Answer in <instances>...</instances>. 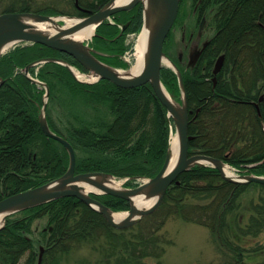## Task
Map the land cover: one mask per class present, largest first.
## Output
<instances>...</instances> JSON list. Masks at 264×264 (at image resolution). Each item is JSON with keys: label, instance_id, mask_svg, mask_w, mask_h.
Instances as JSON below:
<instances>
[{"label": "trees", "instance_id": "16d2710c", "mask_svg": "<svg viewBox=\"0 0 264 264\" xmlns=\"http://www.w3.org/2000/svg\"><path fill=\"white\" fill-rule=\"evenodd\" d=\"M87 1H75L77 15H88L79 6L98 9L109 0ZM191 1L194 16H205L206 26L212 28L207 46L196 60L193 55L204 45L184 59L165 48L184 79L190 154L211 155L241 173L264 176V100H259L264 93V0ZM42 13L60 11L47 8ZM143 22L139 2L102 22L92 46L118 57L126 49L125 34L140 32ZM222 54L224 64L215 75V63ZM50 57L88 71L64 51L41 43L13 46L0 58V200L48 183L69 167L67 149L47 137L39 122L47 89L24 71L29 64ZM28 71L49 86L47 121L73 145L75 172L101 170L129 178L127 186L159 172L174 122L150 83L124 88L107 79L81 82L69 67L54 60L32 65ZM161 80L180 100L177 74L168 65L161 69ZM65 91L77 104L90 103L96 110L104 105L111 119L101 115L86 119L68 106L54 122L53 109L60 107L54 103L66 102ZM73 100H67L68 104ZM177 180L154 212L126 228L113 227L102 213L74 196L13 213L0 229V264H39L42 247L41 264H69L72 256L84 251L86 255L76 264H164L166 249L175 242L165 228L176 220L207 227L227 256L223 264H264V246L249 249L245 245L247 238L264 234V184L227 180L212 165H195ZM255 189L259 194L245 199ZM97 198L114 211L130 208V202L121 197L102 194ZM37 219H45L46 226L36 237Z\"/></svg>", "mask_w": 264, "mask_h": 264}, {"label": "water", "instance_id": "95a60500", "mask_svg": "<svg viewBox=\"0 0 264 264\" xmlns=\"http://www.w3.org/2000/svg\"><path fill=\"white\" fill-rule=\"evenodd\" d=\"M153 5L156 7H161L163 5L165 7V13H163L161 19L155 27L153 32V36L150 43L149 54L145 63L144 68L142 71L136 76H123L119 73V70L115 67H112L108 63L102 61L97 55L103 54L92 47L89 44V41L86 43H75L71 41H66L62 37L65 34V31H60L57 34H43L34 30V24L28 23V19H32L34 22H42L49 19H52V15L31 12L30 11H9L0 14V58L1 56L13 45L18 43H41L42 45H46L53 49L59 50L61 52L67 53L68 55L75 58V60L86 68L93 76H95V81H86L79 79L83 82H96L100 79H107L114 82L116 85L124 88H132L137 87L139 85L148 84L150 83L160 99V101L164 104L167 108L168 115L173 119L175 127H176V134H178L179 138V156L177 163L170 169L171 165V144L169 146L168 152L166 154L165 161L163 166L159 170V172L154 176L143 180L139 185L134 187H111L106 185L105 183L99 181L97 178L102 176L104 178L108 177H116L111 173H106L100 171H89L84 173H77L76 171V162L77 156L76 151L73 145L67 141V139L57 133H55L49 126L47 117L45 114L46 109V101L43 107V111L40 115V123L41 128L44 134L47 137L54 138L57 141L61 142L65 148L67 149L69 156H70V163L69 167L66 172L61 175L60 177L49 181L43 185L38 187L30 188L24 191H20L9 195L0 200V213H4V220L0 223V229L3 228L6 224L7 217L13 213L19 212L21 210L38 206L40 204H44L56 199H61L62 197L66 196H74L83 202L87 203L98 212L102 213L105 218L108 220L107 222L111 223L113 227L118 228H126L129 226L134 225L135 223L139 222L145 215H148L156 210L160 203L162 202L168 187L172 185L175 181L178 183L179 181L178 176L191 169L195 165H212L219 169L222 176L230 181L237 182V183H261L264 184V176H258L256 174H241L235 173L234 176H228L225 174L224 165H229L223 162V160L202 154H190L189 151V140L192 138L189 135L188 126L190 122L189 118V108L187 104L186 92L184 89V81L183 76L176 65V63L167 55L164 50L166 39L171 31L177 16L178 11L180 8L181 0H151ZM117 0H109L107 4H104L103 7L99 8L96 11L91 12L87 16L81 17L80 24L85 23H95V32L92 35L91 39L96 35L97 27L107 19H111L114 14L123 11V10H130L135 7L139 2L143 4V27L146 22V14H145V1L144 0H131L127 3H116ZM59 16V15H58ZM205 20L203 19L201 23V27L204 25ZM78 24L77 26H79ZM76 26V27H77ZM127 25L123 27L125 29ZM90 39V40H91ZM208 41L204 44L202 49L195 53L192 57L193 60H196L198 55H200L201 51L207 46ZM54 60L60 62L72 71L74 76H77L75 68L65 59L60 58H45L42 59V62ZM166 60L169 61L166 62ZM225 55L222 54L217 59L214 67V74H218L219 71L222 69L224 64ZM39 61L33 62L29 64L25 68L26 74L36 83L43 85L46 87L47 92L45 94V100L49 96V86L42 81H38L37 79L30 76L29 71L32 65L38 64ZM169 66L173 68L178 76L180 85L183 91L182 95V103L175 101L170 93V97L175 102L172 103L164 94L162 87L165 88L163 85V81L161 80V69L163 66ZM78 79V77H77ZM214 80H216L214 78ZM3 80L0 78V86ZM166 89V88H165ZM168 92V90L166 89ZM260 101L264 100V93L261 95ZM256 106L259 107V103H256ZM230 166V165H229ZM237 171V169H235ZM58 183V186L55 184ZM82 183L90 184L91 186H95L100 191H96L91 189L89 192L84 193L82 192L84 186ZM149 190L151 196H157V199L154 203L149 207H138L133 203V197L138 195L141 192ZM102 194H110L117 197H121L125 200L130 202V208L125 211L127 212V216L122 221H116L113 218V213L121 212V211H114L111 207L103 203L101 200L96 198L95 196L102 195ZM123 212V211H122ZM43 256V247L41 249L40 257H39V264H41Z\"/></svg>", "mask_w": 264, "mask_h": 264}, {"label": "rangeland", "instance_id": "374dc122", "mask_svg": "<svg viewBox=\"0 0 264 264\" xmlns=\"http://www.w3.org/2000/svg\"><path fill=\"white\" fill-rule=\"evenodd\" d=\"M75 1L78 0H0V14L8 11H15V10L20 11V8L30 7V9H32L31 10L32 12H37V13H42V11L47 8H52L56 11H60V13H58L57 15H52V16L68 15L71 17L72 16L82 17L75 13V4H76ZM89 1H93V0H88L87 2ZM103 6L104 4L101 7ZM178 12L179 13L177 19L171 31L169 32L167 41L165 42L164 50L165 48H168L170 55H176L179 57H183L184 59V58H188V56L195 50L200 49L204 45L206 40L213 34V31L212 28L207 27L205 25V22L204 25L201 27V23L204 17L200 19L198 18V16H194L195 14L193 12L191 0H185V2L181 0L180 8ZM112 19L113 17L108 20H112ZM60 23H64V21L60 20ZM140 32H135V33L129 32L125 34L126 36L124 38L123 45L126 47V49L123 50L120 53V55H118V57L108 52H104L101 55H97V57H99L102 61L108 63L109 65L117 68L120 71L130 72V70L136 64V44ZM89 44L91 46L93 45L92 40L90 41ZM131 44H133V46L132 48H129ZM72 65L74 66V64ZM74 68L75 71H80L83 73V75H85L84 77H81L77 74V76H75L76 77L75 79H77V77H78L77 80L82 79L86 81H91V79H93L91 72H86L80 69L79 67H77L76 65L74 66ZM175 73L177 74L176 71ZM177 77L179 80L178 74ZM180 91H181L180 100L178 98H175L173 95H171L170 92H168L175 101L179 102V104H181L183 100L182 99L183 91L181 85H180ZM63 96H65V98L68 101L73 100V98L71 99L69 97L70 95L67 91L63 93ZM48 98L46 100H48ZM67 100H65L66 102H64L63 105H61L60 103H54V105L57 104L56 106L61 107V108L59 107V109H56V107H54L53 109L52 115L54 122L58 121L59 116L63 112L67 111L64 109L67 108L68 106L69 108L76 109L74 110L75 113H77L78 111V113H80L82 116L85 115L84 118L86 119L93 118L96 115L97 116L101 115L103 118L111 119L110 113L107 107H105L104 105H102L103 107L100 106L99 110H96L92 107L90 103L86 104L83 101H79V104H77L73 100V102L71 103L69 102L68 104ZM45 114H46V109H45ZM69 116H71V114H69ZM57 123L59 124V122ZM173 133L174 134L176 133L175 124L170 132L169 146L171 144V138H172L171 135H173ZM223 162L225 161L223 160ZM225 163L230 165L234 173L236 174L239 173L238 171L235 170L236 168L233 167L230 163L227 162ZM115 178H116L115 180L120 182L123 187H134V186L126 185V182L129 180V178H124V177H120V178L115 177ZM147 178L150 177L138 178L139 184L143 180H146ZM258 194H259L258 189L252 190L249 193H247L248 196L247 198L245 197V199H248L249 197H256ZM125 211L127 210H123V212ZM45 224H46L45 219H37L34 221L33 229L35 232L34 235L36 237L40 236V231L45 228L46 226ZM165 229L168 230L170 236L174 239L175 242L166 249V253L164 255V264H223L226 261L227 259L226 254L218 248L217 243L215 242L211 231L207 227L195 223L176 220V221H169ZM245 245L249 249L256 248L257 246H261V247L264 246V234L256 238H247L245 241ZM86 253L87 251H84V253L81 252L72 256L73 258H70L69 264H76L77 259L82 258L83 256L86 255ZM23 261L24 259L22 260V262Z\"/></svg>", "mask_w": 264, "mask_h": 264}, {"label": "bare ground", "instance_id": "6f19581e", "mask_svg": "<svg viewBox=\"0 0 264 264\" xmlns=\"http://www.w3.org/2000/svg\"><path fill=\"white\" fill-rule=\"evenodd\" d=\"M129 1L131 0H117L116 3L118 4L127 3ZM144 1H145L144 3H145L146 22L144 25V29L140 32L138 36V40L136 44V64L130 70V72H123L119 70V73H121L123 76H127V77H131L135 75L137 76L142 71V69L145 66L148 54H149V48H150V43H151V39L153 36V32L155 30L156 25L158 24L157 22H159L163 13H165V7L163 5H161V7H156L153 5L151 0H144ZM90 13L91 12H89L88 15ZM60 20H63L64 23H60ZM81 21H82L81 17H78V16L71 17V16H66V15L55 16V17H52V19L42 21V22H34L32 19L27 20L28 23L34 24V27H35L34 30L37 32L49 35V34H57L63 30L65 31V34L63 35L62 38L66 41H71V42H75L79 44L86 43L87 41H89L90 43V41L93 39V38L91 39V37L92 35H94L96 24L95 23H85L82 25L80 24ZM78 24L80 25L77 26ZM19 44H25V43L21 42L13 46H16ZM10 48L7 51H9ZM38 61H39L38 63L42 62V60H38ZM166 62L169 63L168 60H166ZM76 73L81 77L85 76L83 75V73L79 71H77ZM92 77L93 79H91V81L92 80L95 81L96 80L95 76L92 75ZM165 88L162 87L163 92L166 95V97L172 102L173 100ZM172 103L175 104L174 101ZM171 136H172L171 138L172 159H171L170 169L177 163L178 156H179L178 134L173 133V135ZM224 171H225V174H227L228 176L235 175L234 171L231 169L229 165H224ZM97 179L111 187H116V188L122 187L121 183L115 180L116 178L114 177H108L106 179L100 176ZM82 185L84 186V188L82 189L83 190L82 192L84 193L89 192L91 189L100 191L98 188H96L95 186H91L90 184L82 183ZM55 186H58V183L55 184L54 187ZM95 197L97 198V196ZM156 199H157V196H154V197L151 196L149 193V190H147L133 197V203L138 207L144 208V207L151 206ZM126 216H127V212L113 213V218L116 221H122ZM3 220H4V213H0V223H2Z\"/></svg>", "mask_w": 264, "mask_h": 264}, {"label": "flooded vegetation", "instance_id": "af4514ba", "mask_svg": "<svg viewBox=\"0 0 264 264\" xmlns=\"http://www.w3.org/2000/svg\"><path fill=\"white\" fill-rule=\"evenodd\" d=\"M78 2V1H77ZM79 8H81V9H83V10H85L86 12H92V11H95V10H97L96 8H90V7H85V6H79ZM100 8V7H99ZM98 8V9H99ZM196 9H197V7L195 8V11H196ZM204 20H205V25H206V17L204 16V18H203ZM130 22H128V23H126V25H128ZM127 27V26H126ZM125 27V28H126Z\"/></svg>", "mask_w": 264, "mask_h": 264}]
</instances>
